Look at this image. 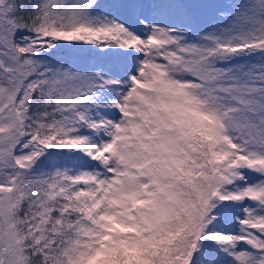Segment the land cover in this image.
I'll list each match as a JSON object with an SVG mask.
<instances>
[{"label": "snow or ice", "instance_id": "obj_1", "mask_svg": "<svg viewBox=\"0 0 264 264\" xmlns=\"http://www.w3.org/2000/svg\"><path fill=\"white\" fill-rule=\"evenodd\" d=\"M0 264H264V0H0Z\"/></svg>", "mask_w": 264, "mask_h": 264}]
</instances>
